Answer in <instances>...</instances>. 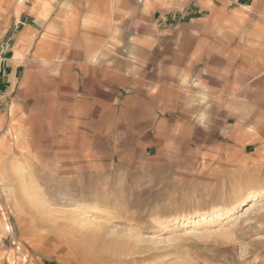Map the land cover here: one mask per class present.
I'll return each mask as SVG.
<instances>
[{"label": "crops", "instance_id": "crops-1", "mask_svg": "<svg viewBox=\"0 0 264 264\" xmlns=\"http://www.w3.org/2000/svg\"><path fill=\"white\" fill-rule=\"evenodd\" d=\"M167 126L264 157V0H0V147L145 148Z\"/></svg>", "mask_w": 264, "mask_h": 264}, {"label": "rangeland", "instance_id": "rangeland-1", "mask_svg": "<svg viewBox=\"0 0 264 264\" xmlns=\"http://www.w3.org/2000/svg\"><path fill=\"white\" fill-rule=\"evenodd\" d=\"M230 133L167 126L163 143L77 146L67 157L38 137L8 140L0 250L19 264H264V157L236 149Z\"/></svg>", "mask_w": 264, "mask_h": 264}, {"label": "bare ground", "instance_id": "bare-ground-1", "mask_svg": "<svg viewBox=\"0 0 264 264\" xmlns=\"http://www.w3.org/2000/svg\"><path fill=\"white\" fill-rule=\"evenodd\" d=\"M249 198V197H248ZM255 197L254 196H252L251 197V199L253 200ZM253 202H251L247 207H246V209H245V211H242V213H240V215H239V217H238V220H239V222L241 221V220H243L244 218H246L247 217V214L250 212V209H251V207L253 206ZM244 210V209H243ZM209 216V215H208ZM209 218V217H208ZM207 216H201L200 217V220H199V223L201 222V220L204 222V221H206L207 219ZM192 220H193V218H191ZM191 219H188V220H190V221H192ZM127 240V239H126ZM139 251V250H138ZM108 256V255H107Z\"/></svg>", "mask_w": 264, "mask_h": 264}]
</instances>
